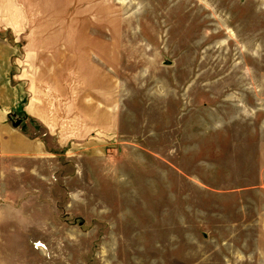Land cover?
Instances as JSON below:
<instances>
[{
	"label": "rangeland",
	"instance_id": "rangeland-1",
	"mask_svg": "<svg viewBox=\"0 0 264 264\" xmlns=\"http://www.w3.org/2000/svg\"><path fill=\"white\" fill-rule=\"evenodd\" d=\"M8 3L13 82L66 128L31 188L58 231L34 247L52 264H264V0ZM17 236L1 223L0 262Z\"/></svg>",
	"mask_w": 264,
	"mask_h": 264
},
{
	"label": "crops",
	"instance_id": "crops-1",
	"mask_svg": "<svg viewBox=\"0 0 264 264\" xmlns=\"http://www.w3.org/2000/svg\"><path fill=\"white\" fill-rule=\"evenodd\" d=\"M14 7L19 9L21 5L0 0V171L5 174L0 175V202L8 205V210L0 205V225L4 222L8 233L20 235L16 237L20 244L16 247L6 244L0 264H39L41 258L50 261L47 264H52V255L46 253L48 247H34L31 240L37 233L57 232L58 227L51 220L54 219L52 212L45 214L31 208L39 200L31 188L39 182L45 184L50 180V156H54V153L45 137L53 132L60 134L66 128L57 121V111L51 109L53 105L39 96L30 82L22 81V76L18 82H13L11 60L18 48L8 40V27L16 24V21L8 19V8ZM12 115L20 118V124L15 122ZM34 121L45 128L43 133H35L32 126ZM67 132H71V129H67ZM17 201L21 202L19 207L12 204ZM30 231L33 232L24 243L21 236L28 235Z\"/></svg>",
	"mask_w": 264,
	"mask_h": 264
}]
</instances>
